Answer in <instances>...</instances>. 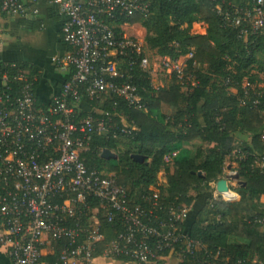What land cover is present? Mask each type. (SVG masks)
Instances as JSON below:
<instances>
[{"label":"built area","instance_id":"1","mask_svg":"<svg viewBox=\"0 0 264 264\" xmlns=\"http://www.w3.org/2000/svg\"><path fill=\"white\" fill-rule=\"evenodd\" d=\"M36 1L0 0V11L27 19L36 13ZM52 2L63 17L61 32L69 46L53 62L71 70L69 78L43 109L36 105L32 90L36 76L30 78L25 67L7 64L16 67L13 76L20 84L15 90L7 83V70L0 77V249L7 253L10 264H92L96 244L104 237L97 208L90 206L96 200L108 222L123 226L108 241L103 256L156 264L161 252L179 247L182 254L193 257L192 264H215L218 252L202 247L182 226L189 212L187 205L164 204L157 187L141 196L142 203L131 204L126 188L114 175L87 166L81 158L92 135L128 136L136 130L132 124L114 123L107 111L79 117L83 97L102 101L105 96H115L126 106L146 112L147 102L132 80L134 70L146 74L154 88L158 87L153 85V77L174 76L184 90L191 91L200 84L197 64L190 61L192 51L176 57L151 53L141 39L114 31L113 22L119 17L135 13L146 17L151 0ZM215 8L223 20L239 27L240 36L264 35V0H252L250 6L232 10L221 11L218 4ZM241 87L247 98L250 89L261 93L254 82L246 81ZM251 103L264 114L257 96ZM119 116L126 122L125 115ZM212 184V197L235 199L230 186L220 192L216 182ZM87 212L91 215L85 218ZM61 239L66 242L57 249L55 244ZM233 264L264 261L239 258Z\"/></svg>","mask_w":264,"mask_h":264},{"label":"trees","instance_id":"2","mask_svg":"<svg viewBox=\"0 0 264 264\" xmlns=\"http://www.w3.org/2000/svg\"><path fill=\"white\" fill-rule=\"evenodd\" d=\"M251 1L245 0L237 6L248 7ZM216 4L220 5L221 11L236 7L231 4V0H151L146 17L135 13L129 17H119L113 22L117 34L124 32L122 25L139 23L145 31L146 49L156 54L176 57L192 51L190 61L194 60L197 64L196 75L200 84L186 91L174 76H163L165 85L154 88L146 74L134 70L132 80L147 102L146 112L126 106L122 99L115 96H105L102 101L83 97L78 110L79 117L96 116L95 109L107 111L114 123L132 124L136 130L128 136L112 137L105 133L92 135L81 158L87 166L96 167L105 175H114L117 183L126 188L131 204L142 203L141 196L148 194L150 187L155 186L159 188L164 204L190 205L194 200L190 190L202 192L203 188L199 186L201 180L216 182L225 159V153L221 152L218 143L206 149L204 144L213 142V137H226L234 130L239 134L250 133L249 146L240 150L237 156L242 153V157L234 160L238 175L243 177L240 190L246 195L230 201L220 195L208 198L204 205L206 215L203 217L197 211L190 226H182L202 247L213 253L218 252L215 264H233L239 258L264 261V230L261 228L264 214L258 212L254 216L249 215L250 207L246 200L248 197L264 205V139L259 133L264 125V114L253 108L251 103L257 96L260 107L264 109V88L258 89L261 90L260 94L250 89L247 98L241 87L246 81L256 83V73L264 75V35L240 36L239 27L223 20L215 8ZM196 22L203 23V34L191 33L192 24ZM60 35L68 50L61 29ZM257 54L261 58H257ZM11 62H16V67H25L30 78L36 76L32 83L35 103L45 109L49 101L40 97L39 91L49 87L55 78L47 77L48 72H41L38 66L29 62L1 63L0 77L7 70V83L14 90L20 82L13 76L16 67L7 66ZM253 70L256 72L252 73ZM70 75L71 70L68 69L60 86ZM227 79L228 84L225 83ZM230 87H236L237 93L230 94ZM162 104L173 107L175 113L165 116L158 112ZM120 113L127 117L126 122H121ZM103 148L115 153V159L102 158L100 153ZM172 151H177L176 156L165 160V156ZM235 152L234 155L237 154ZM131 154H139L144 159L134 160ZM258 156L263 168L255 166ZM230 167L233 168V165L230 164ZM160 168L164 170L165 185L156 184ZM90 206L97 208L96 215L104 236L96 244L93 253L95 259L103 256L106 244L123 226L108 222L96 200H91ZM90 215L88 212L84 214L85 218ZM232 236L243 242L232 240ZM65 242V239L59 240V244H55L56 248ZM172 250L180 255V264H192V256L182 254L179 247ZM168 251L166 249L160 255H166ZM113 259L132 261L127 257Z\"/></svg>","mask_w":264,"mask_h":264},{"label":"crops","instance_id":"3","mask_svg":"<svg viewBox=\"0 0 264 264\" xmlns=\"http://www.w3.org/2000/svg\"><path fill=\"white\" fill-rule=\"evenodd\" d=\"M244 2L245 0H231V4L235 6ZM34 6L37 8L36 13H31L27 19H21L7 14L3 15V12L0 11V64L8 61H24L38 66L43 73L48 72L47 77L55 78L56 83L52 81L48 85L49 87L41 89L39 93L40 97L45 101H49L51 96L59 90L60 83L67 73V69L64 66L58 67L53 62L55 56H60L66 51V46L60 35L63 17L52 0H37ZM129 26L127 25V27ZM33 31H40L42 34L35 36ZM42 40L47 44H42L41 46L43 48L40 47V50L52 49L51 52H48L49 55L46 53V56L49 57L48 60L40 58L34 52L28 51L30 46H33L34 41L41 42ZM95 110L100 112L98 109ZM160 181L164 182L166 180H162V178L158 180L157 177L156 184H160ZM163 185H165V182ZM195 208L194 203L189 205V214L186 219L187 228L190 226L195 213L198 211ZM258 212L259 210L254 213L256 214ZM260 213L264 214V209ZM261 228L264 230V217ZM232 237L234 239L230 238L236 242H243L238 237ZM180 262V255L176 251L170 250L166 255H160L156 264H180ZM0 264H10L9 257L3 249H0ZM93 264L135 263L133 261H121L110 257L98 256L94 259Z\"/></svg>","mask_w":264,"mask_h":264},{"label":"rangeland","instance_id":"4","mask_svg":"<svg viewBox=\"0 0 264 264\" xmlns=\"http://www.w3.org/2000/svg\"><path fill=\"white\" fill-rule=\"evenodd\" d=\"M191 33L195 34V33H200L203 34L205 32L204 26L202 22H196L192 24V27L190 29ZM124 32L127 33L128 35H134L135 37L141 39L142 41H144V36H145V31L144 29L140 26L139 23H134V24H130L129 27H125ZM34 35H39L42 34L40 31H33ZM42 44H47L45 41H41V42H33V46H30V48L28 49L29 52H34L36 53L40 58H43L45 60H48L49 57L46 56V53L49 55L48 52H51L52 49H45V50H40L39 48H43L41 45ZM153 52V50L151 51V53ZM257 58H261L260 54L256 55ZM256 71L253 70L252 73H255ZM256 87L259 88H264V75L262 73H256ZM153 81V85L155 87H161L163 85H165V79L163 76H160L159 78H155L153 77L152 79ZM228 92L230 94H236L237 93V88H229ZM158 112H160L161 114H164L165 116H170L172 114L175 113V109L171 106L162 104L161 106L158 107ZM101 112V111H100ZM199 117H201V112L198 113ZM264 124V123H263ZM260 136L264 134V125L263 127L259 130ZM250 136L251 134L248 132H243L240 133L237 132L236 130L232 131L228 136L226 137H213V142H209V143H205L204 144V149H206L207 147L213 145V144H219V149L221 150L222 153H225V159L223 161L222 164V172L219 175V179L224 178L227 179L228 184L230 186V189L232 191H234L236 193L235 199L237 200L240 195L245 196L246 194L240 190L241 188V184L243 181V177L239 176L237 173V169L235 167V158H239L242 157V155L240 154V156L238 157L237 155L239 154L240 150L242 151V149H244L246 146H249L250 144ZM205 151V150H204ZM237 151V154L234 155ZM172 152H175V154L173 155ZM170 153H168L166 155V160H171L173 159L176 154L177 151H172ZM261 158L258 156L257 159H255V166H258L260 168H263L262 162L260 160ZM230 164L233 165V168L230 167ZM233 172V175H237V177H227L225 175V173L227 172ZM201 175V172H199ZM157 177L158 180L159 178H162V180H166L165 174H164V170H162V168H160V170H158L157 172ZM166 184V181H164ZM163 181H160V184H164ZM199 186L201 188H203L202 192H197L195 189L190 190V194L193 196L194 200L192 203H194V206L196 207L195 209H197L198 211L201 212L202 216L204 217L206 215V210H204V205L205 202L208 198H211L214 192V184H212V182H205V181H199ZM159 189V188H158ZM246 198V197H245ZM247 203L250 207V212L249 215L254 216L255 213L259 210V212H262V209H264V205H259L255 200H250L248 197L246 198ZM189 207V205H187ZM196 210V211H197ZM189 214V212H188ZM185 227H186V220L184 222ZM234 239V237H231Z\"/></svg>","mask_w":264,"mask_h":264},{"label":"water","instance_id":"5","mask_svg":"<svg viewBox=\"0 0 264 264\" xmlns=\"http://www.w3.org/2000/svg\"><path fill=\"white\" fill-rule=\"evenodd\" d=\"M100 156L104 159H115V157H116L115 153L111 152V150H109L108 148H103L101 150ZM131 157L137 161H143V159H144L143 156H141L139 154H131ZM225 175L227 177H230V178L231 177H237V175H233V172H231V171L225 173ZM228 187H229V184H228L227 179L221 178V179H218L216 181V189L218 191H220V192L227 191Z\"/></svg>","mask_w":264,"mask_h":264}]
</instances>
